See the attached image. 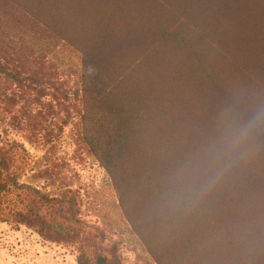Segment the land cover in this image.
<instances>
[{
    "label": "trees",
    "instance_id": "obj_1",
    "mask_svg": "<svg viewBox=\"0 0 264 264\" xmlns=\"http://www.w3.org/2000/svg\"><path fill=\"white\" fill-rule=\"evenodd\" d=\"M11 1L81 52L83 140L155 262L264 264V0Z\"/></svg>",
    "mask_w": 264,
    "mask_h": 264
},
{
    "label": "rangeland",
    "instance_id": "obj_2",
    "mask_svg": "<svg viewBox=\"0 0 264 264\" xmlns=\"http://www.w3.org/2000/svg\"><path fill=\"white\" fill-rule=\"evenodd\" d=\"M32 30L45 33L13 1L0 0V64L21 81L0 73V264H79L80 257L91 264L101 254L157 264L83 140L81 52L57 37L34 41ZM173 63L184 71L181 59ZM38 211L58 235L39 229Z\"/></svg>",
    "mask_w": 264,
    "mask_h": 264
},
{
    "label": "clouds",
    "instance_id": "obj_3",
    "mask_svg": "<svg viewBox=\"0 0 264 264\" xmlns=\"http://www.w3.org/2000/svg\"><path fill=\"white\" fill-rule=\"evenodd\" d=\"M260 123V117H256L254 118L252 121H250L249 125H248V129L251 130L255 127H257Z\"/></svg>",
    "mask_w": 264,
    "mask_h": 264
}]
</instances>
